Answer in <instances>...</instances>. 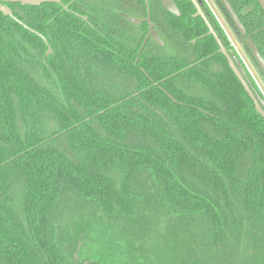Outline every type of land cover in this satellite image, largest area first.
<instances>
[{"label":"trees","instance_id":"trees-1","mask_svg":"<svg viewBox=\"0 0 264 264\" xmlns=\"http://www.w3.org/2000/svg\"><path fill=\"white\" fill-rule=\"evenodd\" d=\"M147 1L139 62L144 0L0 12V264H264V119L192 2Z\"/></svg>","mask_w":264,"mask_h":264},{"label":"water","instance_id":"water-1","mask_svg":"<svg viewBox=\"0 0 264 264\" xmlns=\"http://www.w3.org/2000/svg\"><path fill=\"white\" fill-rule=\"evenodd\" d=\"M74 1H76V0H74ZM144 1L146 2V9H147L146 19H137V18L125 15L126 19L129 22H131L132 24H134L135 26H140L144 23H146L148 25L147 34L145 36L143 44H142V46L138 52V55H137V62L140 61V56H141L146 44L148 43V41L150 39L156 41L160 46L164 45V43L161 40L158 32L155 30L154 24L152 23L150 4L147 0H144ZM218 1L225 8V11L227 12L230 19L235 24L236 28L238 30H240L242 35H244L245 34L244 28H243L242 24L240 23V20H239L238 16L236 15L235 11L233 10L232 6L230 5V3L227 0H218ZM191 2L193 3V5L195 6V8L197 10V13L194 15V17L195 18L202 17L204 19V21L206 22V25L209 29L208 33L205 36H214V38H215V40L219 46V53L222 54L227 59L230 69L233 71V73L235 74V76L237 77L239 82L244 87L245 92L248 94L250 99L253 101L257 113L259 115H261V117L264 119V98L260 95V93L255 88L252 79L249 78L248 75L246 74V72L243 68L242 61L240 60V58L238 56L230 55V53L228 52V50L226 49V47L224 46V44L222 43V41L220 40L218 35L216 34L214 28L211 26L207 17L205 16L199 2L197 0H191ZM257 2L259 3L260 7L264 11V0H257ZM7 3H20L23 6L39 7L42 4H47V3H55V4L63 5V0H0V12L6 17L13 18L17 22H20L14 17L13 11L10 9V7L7 5ZM161 4H162L165 11L174 15L175 17H180V15H181L180 10L177 7L175 0H161ZM68 8H69V6H64V9L68 10ZM82 18L85 21L88 20L87 17H82ZM23 26L26 27L25 25H23ZM30 31L33 33H36L33 30H30ZM41 38L43 39V41L48 46V51H47L46 55L48 56V55L52 54V49L50 48L48 42L45 40V38H43V37H41ZM196 42L197 41L194 40L192 42V44H196ZM248 47L251 49V52H252V55H253L255 61L258 65L260 71L264 75V59H263V57L261 56L258 49L256 48V46L253 43L249 42Z\"/></svg>","mask_w":264,"mask_h":264},{"label":"rangeland","instance_id":"rangeland-1","mask_svg":"<svg viewBox=\"0 0 264 264\" xmlns=\"http://www.w3.org/2000/svg\"><path fill=\"white\" fill-rule=\"evenodd\" d=\"M207 2L212 8L213 12L215 13L217 20L220 22L224 32L231 41L232 45L234 46L237 54L239 55L241 61L245 65L247 71L251 75L252 80L254 81L259 91L264 96V77L261 74L260 70L257 68V65L254 63V61H252L246 49L244 48L242 38L236 31L233 24L230 22V20H228L227 17L225 16L223 10L220 7L219 2L217 0H207ZM131 16L137 19L141 18L139 12H131Z\"/></svg>","mask_w":264,"mask_h":264},{"label":"flooded vegetation","instance_id":"flooded-vegetation-1","mask_svg":"<svg viewBox=\"0 0 264 264\" xmlns=\"http://www.w3.org/2000/svg\"><path fill=\"white\" fill-rule=\"evenodd\" d=\"M176 1V0H175ZM191 1V0H190ZM198 2H199V4H200V6H201V8H202V10H203V12H204V14H205V16L207 17V19H208V21L210 22V20H209V17H208V15H207V11H206V5L210 8V10L212 11V13L214 14V16H215V18L217 19V17H216V15H215V13L213 12V10H212V8L210 7V5L208 4V2H207V0H197ZM160 3H161V0H160ZM176 4H177V2H176ZM193 4V3H192ZM162 5V4H161ZM163 7V6H162ZM177 7H178V5H177ZM195 7V6H194ZM221 7V6H220ZM164 9V8H163ZM221 9H222V7H221ZM225 9V8H224ZM224 9H222L223 10V12H224V14H225V16L227 17V19L228 20H230V22L233 24V26L235 27V29H236V31L238 32V34L240 35V37L242 38V40H243V44H244V48L246 49V51H247V53L250 55V57H251V59H252V61H254V63L257 65V63H256V61H255V59H254V57H253V55H252V52H251V49L248 47V43H249V41H252L253 42V44L256 46V48L258 49V47H257V45H256V43H255V41H254V36H253V33H247V31H246V29H245V27H244V25L241 23V21H240V23L242 24V26H243V28H244V32H245V34L244 35H242L241 34V32H240V30H238L237 28H236V26H235V24L233 23V21L230 19V17H228L227 15H226V13H225V11H224ZM234 10V9H233ZM195 13L193 14V17H194V15L197 13V10H196V8H195ZM236 13V12H235ZM172 15V14H171ZM237 15V14H236ZM125 16V15H124ZM174 16V15H173ZM181 16V15H180ZM238 16V15H237ZM147 17V16H146ZM146 17L145 18H140V19H146ZM125 18H126V16H125ZM195 18V17H194ZM239 18V17H238ZM195 19H202L203 20V22L205 23V25H206V22L204 21V19L202 18V17H198V18H195ZM240 20V19H239ZM218 21V20H217ZM219 22V21H218ZM153 23V22H152ZM144 24H146V23H144ZM154 24V23H153ZM210 24H211V22H210ZM219 24H220V22H219ZM143 25V24H142ZM147 25V24H146ZM157 25H155L154 24V27H155V30L158 32V34H159V36H160V38H161V40H162V37H161V35H160V33H159V31H158V29H157V27H156ZM211 26H212V24H211ZM220 26H221V24H220ZM206 27H207V25H206ZM213 27V26H212ZM222 27V26H221ZM214 28V27H213ZM207 29H208V27H207ZM223 29V28H222ZM215 30V29H214ZM147 31H148V25H147ZM208 31H209V29H208ZM208 31H207V33H208ZM216 32V31H215ZM206 33V34H207ZM147 34V33H146ZM205 34V35H206ZM216 34H217V32H216ZM226 34V33H225ZM205 35H203L202 37H200V38H204V37H206ZM218 35V34H217ZM213 38H214V36H212ZM219 37V36H218ZM215 39V38H214ZM151 40V39H150ZM149 40V41H150ZM152 41H154V40H152ZM163 41V40H162ZM194 41V40H193ZM192 41V42H193ZM197 41V40H196ZM154 42H156V41H154ZM231 42V41H230ZM248 42V43H247ZM157 43V42H156ZM164 43V42H163ZM231 45H232V43H231ZM164 46V45H163ZM162 46V47H163ZM233 46V45H232ZM234 47V46H233ZM258 51H259V49H258ZM229 53H230V55H236V56H238L239 57V55L237 54V52H236V50H235V48H234V51H228ZM259 53H260V51H259ZM261 56L263 57V55L261 54ZM240 58V57H239ZM263 59H264V57H263ZM241 60V59H240ZM243 63V62H242ZM243 68H244V70H245V72H246V74L248 75V77L249 78H251V75L249 74V72L247 71V69H246V67H245V65L243 64ZM257 68L259 69V67H258V65H257ZM260 70V69H259ZM261 72V71H260ZM261 74H262V72H261ZM263 75V74H262ZM263 77H264V75H263ZM252 79V78H251ZM253 81V80H252ZM253 83H254V81H253ZM254 86H255V88L257 89V91L260 93V95L264 98V96L262 95V93L259 91V89H258V87L256 86V84L254 83Z\"/></svg>","mask_w":264,"mask_h":264}]
</instances>
